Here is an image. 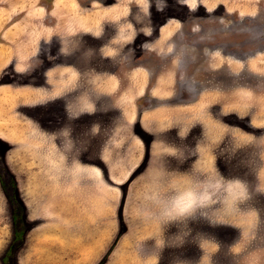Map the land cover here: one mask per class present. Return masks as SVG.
Instances as JSON below:
<instances>
[{"label": "rangeland", "instance_id": "374dc122", "mask_svg": "<svg viewBox=\"0 0 264 264\" xmlns=\"http://www.w3.org/2000/svg\"><path fill=\"white\" fill-rule=\"evenodd\" d=\"M0 264H264V0H0Z\"/></svg>", "mask_w": 264, "mask_h": 264}, {"label": "clouds", "instance_id": "9594fccd", "mask_svg": "<svg viewBox=\"0 0 264 264\" xmlns=\"http://www.w3.org/2000/svg\"><path fill=\"white\" fill-rule=\"evenodd\" d=\"M207 197H203L202 199H206ZM195 202V196L192 193H187L185 196L181 197L177 201V207L188 208L193 205Z\"/></svg>", "mask_w": 264, "mask_h": 264}, {"label": "flooded vegetation", "instance_id": "af4514ba", "mask_svg": "<svg viewBox=\"0 0 264 264\" xmlns=\"http://www.w3.org/2000/svg\"><path fill=\"white\" fill-rule=\"evenodd\" d=\"M84 1H85L86 3H87V1H88V2H91V3H95V1L99 2L100 0H83V2H84Z\"/></svg>", "mask_w": 264, "mask_h": 264}, {"label": "trees", "instance_id": "16d2710c", "mask_svg": "<svg viewBox=\"0 0 264 264\" xmlns=\"http://www.w3.org/2000/svg\"><path fill=\"white\" fill-rule=\"evenodd\" d=\"M16 224H17V222H16V219H15V230H16V228H17Z\"/></svg>", "mask_w": 264, "mask_h": 264}, {"label": "crops", "instance_id": "0c3cea01", "mask_svg": "<svg viewBox=\"0 0 264 264\" xmlns=\"http://www.w3.org/2000/svg\"><path fill=\"white\" fill-rule=\"evenodd\" d=\"M99 86H101V85H98V84H97V87H99Z\"/></svg>", "mask_w": 264, "mask_h": 264}]
</instances>
